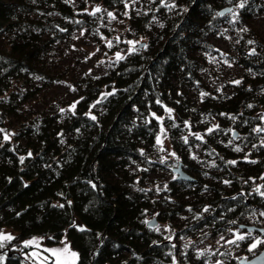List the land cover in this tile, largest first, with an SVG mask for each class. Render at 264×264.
<instances>
[{
	"label": "trees",
	"instance_id": "16d2710c",
	"mask_svg": "<svg viewBox=\"0 0 264 264\" xmlns=\"http://www.w3.org/2000/svg\"><path fill=\"white\" fill-rule=\"evenodd\" d=\"M240 2L147 0L144 10L129 13L130 27L148 38L147 47L104 73L73 79L72 99L38 108L39 93L65 78L55 69V47L75 32L105 29L86 0L77 6L0 0V230L15 231L21 245L43 237L46 264L55 261L46 249L64 239L79 254L76 264H209L208 256L182 251L147 221L155 210L157 223L190 210L196 222L187 227L240 232L250 254V244L264 236L263 229L242 224L248 215L264 218V197L255 191H264V132L254 131L264 128V39L249 22L264 13V0H246L244 8ZM95 3L115 11L126 9L128 0ZM226 6L247 29L238 33L239 62L247 71L228 93L210 89L200 75L202 54L217 50L213 36L233 21L229 13L217 15ZM157 16L163 23L156 27ZM157 136L170 141L177 157L160 159ZM168 161L193 179L178 178L174 167L176 177L168 182L150 180L171 170ZM9 242L0 247V264H41L33 248Z\"/></svg>",
	"mask_w": 264,
	"mask_h": 264
},
{
	"label": "rangeland",
	"instance_id": "374dc122",
	"mask_svg": "<svg viewBox=\"0 0 264 264\" xmlns=\"http://www.w3.org/2000/svg\"><path fill=\"white\" fill-rule=\"evenodd\" d=\"M85 0H70L71 4L77 6L84 4ZM92 5H88L90 10H94L99 7L101 11L95 14V17L100 19V25L104 32L95 33L93 30L84 29L81 32H75L70 38L59 43L54 49V65L58 73L65 76L64 79L53 81L48 87H45L38 95V100H35V106L42 108L44 103H51L54 99L59 102H65L72 99L75 96V91L71 86L73 79H79L84 76H96L106 72L116 61L115 54L117 52L125 56L130 53L129 49L133 47L127 43V41H139L140 43L135 45V48L147 43L148 38L146 36L138 37L135 29L130 27L129 24V13L141 12L144 10L143 3L147 0H128L126 9H117L115 11H109L104 9L102 5H96V0H86ZM112 12L116 19L110 20L107 13ZM127 13V15H125ZM232 16V15H231ZM237 19V18H236ZM233 20V18H232ZM236 21V20H235ZM163 23V20L159 16L154 19V26H159ZM225 25L222 26L221 32L217 36H213L212 42L215 44L217 50L215 52L203 53L202 69L200 75L202 82L212 90L228 93L232 90L234 83L232 81L240 80V77L247 71L244 66L239 62V48H238V33L244 28L239 24H235L234 21L227 20ZM152 25V26H153ZM249 27L257 32L262 39H264V13H261L249 22ZM109 36L105 38L106 35ZM111 34V36H110ZM119 37V41H117ZM111 40L113 46L109 48L107 41ZM257 46L253 43L250 44L249 49H256ZM214 58V62H213ZM227 61V62H225ZM193 94V93H192ZM175 153V155H172ZM162 161L167 158L177 157V153L173 150L168 139H162L160 144L159 152H156ZM198 151L194 150L192 158H198ZM171 170L161 169L158 172H154L150 176V180L158 182H168L169 180L176 177V173L173 168L177 166V163L169 162ZM160 208H164L160 204ZM191 209V206L188 205ZM157 211H153L148 215L147 221H151L157 217ZM193 212L187 210L182 212L177 219L172 221H161L155 226L159 228L164 237L170 240H175L181 247L182 251L191 249L193 253H203L208 256L209 264H220L229 263L231 260H241L242 258L249 256L244 253L247 250L245 247L244 240L237 241L235 244H228L226 241L235 239V235L240 232L235 231L233 236L230 235L229 230H223L211 233L210 227L194 228L191 225L196 222ZM154 226V227H155ZM187 228V229H186ZM185 229L187 231H185ZM3 234H10L15 242L12 245L13 248L23 250L25 246H29L31 254L36 252L39 256H34L40 263L44 257L48 255L40 248H45L43 245V237L36 236L33 238L38 239L39 246L36 244L26 245L25 241L31 240L29 238L22 240V245L19 244V240L15 231L10 229L0 230ZM224 237L221 240V237ZM258 236V235H256ZM262 237V239H261ZM254 239V237L252 238ZM258 239L264 240V236H258ZM10 240L2 241L3 244H7ZM67 242L72 249L70 242L64 239L63 242ZM219 241V243H218ZM63 242L55 247L62 248ZM10 243V242H9ZM264 245V243H262ZM27 258L34 262L32 257L26 254ZM55 258V257H54ZM49 259V257H48ZM48 261V260H47ZM46 261V262H47ZM28 264V262L26 263Z\"/></svg>",
	"mask_w": 264,
	"mask_h": 264
},
{
	"label": "snow or ice",
	"instance_id": "6c2138e0",
	"mask_svg": "<svg viewBox=\"0 0 264 264\" xmlns=\"http://www.w3.org/2000/svg\"><path fill=\"white\" fill-rule=\"evenodd\" d=\"M66 2H67V0H66ZM245 3H246V0H241V2L239 3L238 7H239V8H244V7H245ZM165 6H166V7H169V8L176 7L175 4H173V5H165ZM85 11H87V9H85ZM100 11H101V9H100L99 7H96V8H95L90 14H91V15H95L97 12H100ZM225 11H226L227 13L231 14L232 17H233V21H235V19H236L237 17H236V13L233 11V9H226ZM107 15H108V17H109L110 20H114V19H116L115 15H114L112 12H108ZM125 15H127V13H125ZM217 15L223 16V15H225V12H219V13H217ZM161 26H163V25H161ZM62 31H63V29H62ZM244 31H247V29H244ZM117 41H119V37H117ZM127 43L130 44V45H133V47H132L131 49H129V51H130V52H134V51L137 50V49L135 48V45L138 44V43H140V42H139V41H132V40H129V41H127ZM248 43H249V44H253L254 41L249 40ZM107 46H108L109 48H111V47L113 46V43H112L111 40H108V41H107ZM142 47H147V45H142ZM250 54H255V49H253L252 52H251ZM124 58H125V57H124L123 55H121V53H119V52H117V53L115 54V59H116V61L123 60ZM213 62H214V58H213ZM225 62H227V61H225ZM232 83H234V84H239L240 81H239V80H237V81H232ZM112 94H113V93H107V94H105V95H112ZM205 95H208V94H207V93H201V96H202V97L205 96ZM98 102H99V101H97V103H98ZM77 103H78V102H77ZM157 103H160V101L158 100ZM75 106H76V105L73 104L71 107L74 109ZM93 106H94V105H93ZM248 107H252V105H248ZM60 111L63 112V111H65V110H64V109H61ZM166 111H167L169 114H171L172 109H167V108H166ZM153 115H155V114L153 113ZM91 118H92L93 120L96 119L95 116H92ZM157 119H160V118H157ZM233 119H235V117H233ZM186 126H188V125H187V122H186ZM215 127L218 128L219 126L217 125V126H215ZM3 131H4L3 129H0V132H3ZM164 131H165V130H164L163 128H161V133H164ZM212 131H214V128H208V129H207V132H208V133H211ZM254 131H256V132H264V128L258 127V128H256V129H254ZM195 135H196V138H197V139H201V140L203 139V137H202L201 135H199V134H195ZM9 138H10V136H9L8 134H5L4 139H5V140H8ZM184 140H185V142H187V137H184ZM156 142H157L158 145H159V144H162V140H161V137H160V136H157V138H156ZM229 143H231V141H230ZM261 143H262V146H264V141H262ZM253 147H256V146L253 145ZM235 150H236V151H240L239 148H236ZM28 155L31 156V153H29ZM172 155H175V153H172ZM24 159H25V157H20V161H21V163L23 162ZM252 162L254 163L255 161H252ZM227 163H229V164H236L237 162L233 160V161H228ZM213 166H214V165H213ZM262 179H264V177H262ZM225 183H229V181H225ZM158 190H159V189H158ZM255 191L259 192V195L262 196V197H264V191H260L259 187H257V189H255ZM59 206H60V207H63V205H59ZM205 211H207V209H205ZM260 215H261V216H264V212H261ZM80 230L83 231V229H80ZM157 230H159L158 227H157ZM247 235L250 236V235H251V232L249 231V232L247 233ZM13 238H14V237H12L10 234H3L2 232H0V242H2V241H7V240H11V239H13ZM223 239H224V237L222 236V237H221V240H223ZM244 239H245V235H242V234L237 233V234L235 235V239H233V240H228V241H226V243H228V244H235V243H237V241H241V240H244ZM218 243H219V241H218ZM262 243H264V240L257 239V240H255L253 243L250 244L248 250H249V251H252L253 249H255L258 245H260V244H262ZM25 244H26V245L36 244L37 246H39L38 239H36V238H33V239H31V240H28V241H25ZM63 244H64V246H63L62 248H51V249H46V251L50 252V253L52 254V256L55 257L54 264H76L77 260L79 259V254H78L77 252H75V251H72L71 248H70V245H68V243H67L66 241L63 242ZM0 247H3V243H0ZM32 255H33V256H39V254L36 253V252H33ZM200 255H203V253H200ZM2 259H3V257H0V260H2ZM47 260H48V257H44V258L41 260V264H46V261H47ZM217 264H220V262L217 261Z\"/></svg>",
	"mask_w": 264,
	"mask_h": 264
},
{
	"label": "water",
	"instance_id": "95a60500",
	"mask_svg": "<svg viewBox=\"0 0 264 264\" xmlns=\"http://www.w3.org/2000/svg\"><path fill=\"white\" fill-rule=\"evenodd\" d=\"M226 9H232V7L226 6V7L222 8L219 12H225V14H226L227 13L225 11ZM235 135H236V133H235ZM174 171L176 173H178V178H183V179H188V180L193 179V177L188 172H186L182 168L181 165H179L178 167H175ZM156 224H157L156 218H153L151 221H149V225H151V226H154ZM250 229H256V227L251 226ZM241 262L244 264H264V250L260 254H258L257 256H255L251 259H243Z\"/></svg>",
	"mask_w": 264,
	"mask_h": 264
},
{
	"label": "built area",
	"instance_id": "2783aa9c",
	"mask_svg": "<svg viewBox=\"0 0 264 264\" xmlns=\"http://www.w3.org/2000/svg\"><path fill=\"white\" fill-rule=\"evenodd\" d=\"M242 224H246L248 226H256L258 228L264 229V218L258 219L254 215H248L245 217V219L242 221ZM264 250V245L260 244L255 249L250 251L249 258H253L260 254Z\"/></svg>",
	"mask_w": 264,
	"mask_h": 264
}]
</instances>
